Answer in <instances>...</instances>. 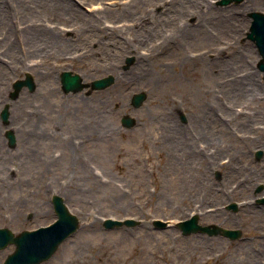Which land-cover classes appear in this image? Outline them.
Segmentation results:
<instances>
[{
	"label": "rangeland",
	"instance_id": "1",
	"mask_svg": "<svg viewBox=\"0 0 264 264\" xmlns=\"http://www.w3.org/2000/svg\"><path fill=\"white\" fill-rule=\"evenodd\" d=\"M3 1L0 229L52 224L57 195L80 227L41 264H264V71L248 39L264 0ZM208 5L198 26L204 15L193 13ZM64 71L84 89L66 93ZM28 77L34 88L14 99ZM234 80L251 95H237ZM194 216L242 237L185 235L178 225ZM15 249L0 250V264Z\"/></svg>",
	"mask_w": 264,
	"mask_h": 264
},
{
	"label": "water",
	"instance_id": "2",
	"mask_svg": "<svg viewBox=\"0 0 264 264\" xmlns=\"http://www.w3.org/2000/svg\"><path fill=\"white\" fill-rule=\"evenodd\" d=\"M227 1H223L222 4H227ZM253 19L248 33V39L253 41L262 57L260 63V69L264 71V13L253 12L250 14ZM131 62V61H129ZM62 89L66 92H79L85 87L83 79L79 74H74L69 71H65L61 75ZM111 84V78H105L94 81L91 83L92 89H104ZM23 86H28L31 90L34 88L33 81L28 77L25 81H17L14 84L15 92L12 94L15 99L19 91ZM145 94L136 95L133 99V105L139 107L145 100ZM8 107L4 109L2 113V119L5 124L9 123L8 120ZM136 120L130 116H124L122 124L126 128H131L135 125ZM7 137L10 140V145H15V137L12 131L7 133ZM259 156L261 154H258ZM53 207L57 216L54 223L49 226L41 227L34 231H24L17 236L10 229H0V250L5 249L9 245L16 246L14 253L9 255L4 264H41L51 259L60 245L66 241L69 237L77 232L80 227L79 218L71 213L69 208L64 202V199L60 196H54L52 199ZM235 207V205H234ZM198 216H194L190 220L179 223V228L185 235L193 233L198 230L209 231V233H220L232 240L242 237L241 230H228L223 228H215L216 231L203 228L197 223ZM132 225L133 220L117 221L108 219L105 221L106 228L113 226ZM159 226H165L166 224L161 221H156Z\"/></svg>",
	"mask_w": 264,
	"mask_h": 264
},
{
	"label": "bare ground",
	"instance_id": "3",
	"mask_svg": "<svg viewBox=\"0 0 264 264\" xmlns=\"http://www.w3.org/2000/svg\"><path fill=\"white\" fill-rule=\"evenodd\" d=\"M62 2H67V0H61ZM246 1H251V3H253V4H255L254 3V0H246ZM0 5H1V11H4L6 8H7V6H6V4H5V2L3 1V2H1L0 3ZM203 9H200L199 11H196L195 13H193V14H195V15H199L200 13L201 14H203L204 16L203 17H201V18H199L198 17V26H200V25H202V23L204 22V18H205V16L208 14V13H210V11H211V6L210 5H208V6H206V7H202ZM10 24H11V22H10ZM145 24L146 25H149V26H151L152 25V23L150 22V21H146L145 22ZM151 24V25H150ZM141 25H143V23H141ZM186 26V27H185ZM184 27L186 28V29H188V32H190L189 33V38H191L190 40H192V41H196L195 39L197 38H201V40L202 41H204L203 40V38H202V33H200V31L198 32V33H196L194 30H192L191 29V27L190 26H188L187 24L185 25ZM187 26H188V28H187ZM137 27V26H136ZM100 28V27H99ZM185 28H183V30L185 31V33H183V35L185 34L186 35V33H187V31H186V29ZM182 30V29H181ZM180 30V31H181ZM183 30L181 31V33L183 32ZM197 30V29H196ZM151 36V32H145V34H143L142 35V41H147V39L149 38ZM204 37V36H203ZM205 41H207V40H205ZM234 82L236 83L235 84V86H234V88H235V91H236V93H237V95H243L244 94V96L245 95H251V88L249 87V88H247V86H245V87H243V85H241L239 82H237L236 80H234ZM233 82V83H234ZM241 83L243 82V81H240ZM250 82H251V80H250ZM83 83H84V81H83ZM251 85V84H250ZM259 86V85H258ZM46 88V87H45ZM232 88H233V86H232ZM259 88H260V86H259ZM254 90V89H253ZM115 130H112V132H110V135H111V137H112V134H113V136L115 135ZM112 133V134H111ZM32 151H33V149H32ZM3 157H1L0 159H2ZM36 162H37V160H36ZM0 164L2 165V167L4 166V160H2V161H0ZM52 205H53V203H52Z\"/></svg>",
	"mask_w": 264,
	"mask_h": 264
}]
</instances>
